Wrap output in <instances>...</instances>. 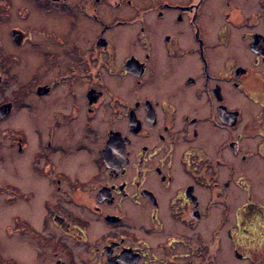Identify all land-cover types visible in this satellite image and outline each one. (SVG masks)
<instances>
[{
    "label": "flooded vegetation",
    "instance_id": "1",
    "mask_svg": "<svg viewBox=\"0 0 264 264\" xmlns=\"http://www.w3.org/2000/svg\"><path fill=\"white\" fill-rule=\"evenodd\" d=\"M0 165V264H264V0H0Z\"/></svg>",
    "mask_w": 264,
    "mask_h": 264
},
{
    "label": "rangeland",
    "instance_id": "2",
    "mask_svg": "<svg viewBox=\"0 0 264 264\" xmlns=\"http://www.w3.org/2000/svg\"><path fill=\"white\" fill-rule=\"evenodd\" d=\"M7 94H8V92L6 91V92H5V95H7ZM3 127H8V126H7V125H3ZM9 165H10V164H9ZM2 167H3V166L0 165V168H2ZM10 169H11V165H10ZM0 170H1V169H0ZM12 213H13V211H11V215H12ZM16 213L19 214L18 211H17Z\"/></svg>",
    "mask_w": 264,
    "mask_h": 264
}]
</instances>
